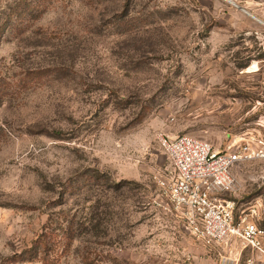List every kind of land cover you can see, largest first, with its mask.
Returning <instances> with one entry per match:
<instances>
[{
    "label": "rangeland",
    "instance_id": "rangeland-1",
    "mask_svg": "<svg viewBox=\"0 0 264 264\" xmlns=\"http://www.w3.org/2000/svg\"><path fill=\"white\" fill-rule=\"evenodd\" d=\"M233 1L0 0V264H264L239 237L200 239L165 194L162 138L264 137L242 10L262 0ZM232 175L219 197L264 228V161Z\"/></svg>",
    "mask_w": 264,
    "mask_h": 264
},
{
    "label": "built area",
    "instance_id": "built-area-1",
    "mask_svg": "<svg viewBox=\"0 0 264 264\" xmlns=\"http://www.w3.org/2000/svg\"><path fill=\"white\" fill-rule=\"evenodd\" d=\"M236 7H239L235 3ZM256 16L242 8L258 24L252 32L260 53L264 54V0ZM264 61V58H263ZM174 167L175 176L166 189L168 203L180 211L195 235L207 242H221L239 237L248 245L264 247V228L248 219L235 220L236 202L224 200L220 194L234 186L232 168L240 163L264 161V137L246 133L224 152L203 140L188 135L173 140L161 139Z\"/></svg>",
    "mask_w": 264,
    "mask_h": 264
},
{
    "label": "trees",
    "instance_id": "trees-1",
    "mask_svg": "<svg viewBox=\"0 0 264 264\" xmlns=\"http://www.w3.org/2000/svg\"><path fill=\"white\" fill-rule=\"evenodd\" d=\"M42 238L44 240H42ZM39 245L42 246V248H44V250L46 249L47 252L50 250L49 243L46 242V235L45 234L41 237V240L39 241ZM51 262H52V264H55L54 261L51 259V257L48 256V253H47L46 257L41 259V264H51Z\"/></svg>",
    "mask_w": 264,
    "mask_h": 264
},
{
    "label": "bare ground",
    "instance_id": "bare-ground-1",
    "mask_svg": "<svg viewBox=\"0 0 264 264\" xmlns=\"http://www.w3.org/2000/svg\"><path fill=\"white\" fill-rule=\"evenodd\" d=\"M226 1H228L229 3H231V4H233V5H236V4H235L236 2H234L233 0H226ZM252 17H254V16L252 15Z\"/></svg>",
    "mask_w": 264,
    "mask_h": 264
}]
</instances>
